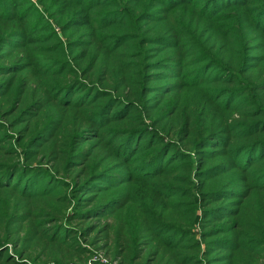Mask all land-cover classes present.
Returning <instances> with one entry per match:
<instances>
[{"label":"trees","instance_id":"trees-1","mask_svg":"<svg viewBox=\"0 0 264 264\" xmlns=\"http://www.w3.org/2000/svg\"><path fill=\"white\" fill-rule=\"evenodd\" d=\"M0 264H264V0H0Z\"/></svg>","mask_w":264,"mask_h":264},{"label":"rangeland","instance_id":"rangeland-1","mask_svg":"<svg viewBox=\"0 0 264 264\" xmlns=\"http://www.w3.org/2000/svg\"><path fill=\"white\" fill-rule=\"evenodd\" d=\"M32 2H36V0H31ZM36 7L39 9V5L38 4H35Z\"/></svg>","mask_w":264,"mask_h":264}]
</instances>
